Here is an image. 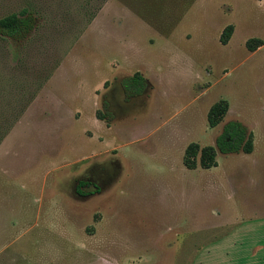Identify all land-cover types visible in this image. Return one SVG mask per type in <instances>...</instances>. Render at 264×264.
Here are the masks:
<instances>
[{"label":"rangeland","instance_id":"obj_1","mask_svg":"<svg viewBox=\"0 0 264 264\" xmlns=\"http://www.w3.org/2000/svg\"><path fill=\"white\" fill-rule=\"evenodd\" d=\"M26 12L0 37V264H264V0H0ZM229 121L250 153L186 169Z\"/></svg>","mask_w":264,"mask_h":264},{"label":"trees","instance_id":"obj_2","mask_svg":"<svg viewBox=\"0 0 264 264\" xmlns=\"http://www.w3.org/2000/svg\"><path fill=\"white\" fill-rule=\"evenodd\" d=\"M35 24L36 19L31 12L6 16L0 19V37L7 38L14 43H21L31 33ZM231 31V26H227L222 30L219 37L220 43H226L231 35ZM257 44L260 45L261 42L257 41ZM248 48H250V46ZM120 87L125 98H134L141 95L145 87V82L140 75L134 74L122 79ZM106 108V103H102V110L104 113L100 118L109 122L111 120V115L106 112ZM226 108L227 105L225 101L216 102L209 107L206 113L208 127L212 128L222 120ZM239 151L245 154L250 153L251 135L246 133L244 127L240 123L229 121L222 127L220 134L215 138L214 147L208 146L199 148L198 145L194 143L188 144L182 155V164L188 170L195 169L197 165L201 169H209L216 166V152L221 155H226L235 154ZM84 185L85 183L78 182L75 186V192L80 194L81 192L78 188Z\"/></svg>","mask_w":264,"mask_h":264},{"label":"flooded vegetation","instance_id":"obj_3","mask_svg":"<svg viewBox=\"0 0 264 264\" xmlns=\"http://www.w3.org/2000/svg\"><path fill=\"white\" fill-rule=\"evenodd\" d=\"M121 82V81H120ZM119 86H120V83H119ZM120 89H121V87H120ZM121 92H122V89H121ZM122 95H123V98L125 99V100H128V99H130V98H125V96H124V94H123V92H122ZM135 98V97H134ZM79 182H83V181H79ZM78 183V182H77ZM83 183H85V185L84 186H87V183L86 182H83ZM77 185V184H76ZM75 185V186H76ZM74 192H75V187H74ZM76 193V192H75ZM77 195H81V193L80 194H78V193H76Z\"/></svg>","mask_w":264,"mask_h":264}]
</instances>
